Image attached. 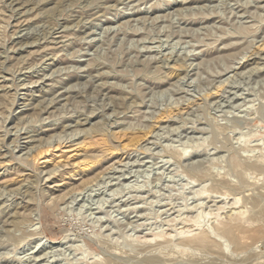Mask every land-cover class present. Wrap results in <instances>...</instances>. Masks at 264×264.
<instances>
[{
    "label": "rangeland",
    "instance_id": "rangeland-1",
    "mask_svg": "<svg viewBox=\"0 0 264 264\" xmlns=\"http://www.w3.org/2000/svg\"><path fill=\"white\" fill-rule=\"evenodd\" d=\"M0 264H264V0H0Z\"/></svg>",
    "mask_w": 264,
    "mask_h": 264
},
{
    "label": "bare ground",
    "instance_id": "bare-ground-1",
    "mask_svg": "<svg viewBox=\"0 0 264 264\" xmlns=\"http://www.w3.org/2000/svg\"><path fill=\"white\" fill-rule=\"evenodd\" d=\"M36 40V39H35ZM6 85V84H5ZM258 169V168H257ZM217 200V199H216ZM234 209V208H233ZM230 224V223H229ZM232 225V224H231ZM226 227V226H225ZM167 236V235H166Z\"/></svg>",
    "mask_w": 264,
    "mask_h": 264
}]
</instances>
